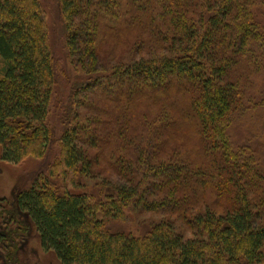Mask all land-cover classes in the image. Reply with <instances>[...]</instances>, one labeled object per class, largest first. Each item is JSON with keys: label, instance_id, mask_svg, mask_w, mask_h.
I'll list each match as a JSON object with an SVG mask.
<instances>
[{"label": "trees", "instance_id": "trees-1", "mask_svg": "<svg viewBox=\"0 0 264 264\" xmlns=\"http://www.w3.org/2000/svg\"><path fill=\"white\" fill-rule=\"evenodd\" d=\"M56 3L69 65L81 73L63 108L68 127L54 140L47 118L55 71L40 0H0V159H41L54 143L60 155L59 164L16 195L9 223L24 234L18 213L25 214L42 251L60 264H264V162L230 139L234 117L255 109L242 80L264 73V24L256 13L264 0ZM110 32L113 47L128 49L129 41L139 55L148 54L103 73L101 49ZM96 93L100 105L92 102L94 115L84 117L91 143L103 139L93 133H106L112 153L134 149L145 159L137 172L125 156L107 164L124 181L94 202L85 183L94 178L98 157H90L77 124H69L77 123V99ZM136 109L143 116L135 138L152 133L151 150L139 149L130 136ZM166 147L171 156L162 158ZM146 179L153 180L151 196ZM210 197L216 210L190 213V204ZM129 206L175 215L184 225L178 231L161 221L137 237L109 233L106 223L124 218ZM4 243L16 257L17 246L0 233V250Z\"/></svg>", "mask_w": 264, "mask_h": 264}, {"label": "rangeland", "instance_id": "rangeland-1", "mask_svg": "<svg viewBox=\"0 0 264 264\" xmlns=\"http://www.w3.org/2000/svg\"><path fill=\"white\" fill-rule=\"evenodd\" d=\"M56 1L57 0H40L45 13L47 36L55 71L53 98L47 118V124L53 131L54 140H57L61 136L63 130L68 127V125L64 127L62 123L61 118L63 108L66 107V102L69 99L70 88L73 85L75 76L79 78L77 75H80L81 73V69L79 67L71 69L69 65L72 61L68 55V48L64 38L63 22ZM259 6H263V8H258L256 13L260 22L264 24V5ZM108 34V36L107 34L105 36V42L101 49L102 63L105 67V71L103 73L109 75L111 70L115 69L114 66H117V64L127 65L130 62L139 60L148 54V51H145L143 54L139 55L138 51H136V46L134 47L133 43L129 41L128 44H130V47H128V49H126V46L120 47L119 44L113 47L111 45V40L114 35H112L111 32ZM242 82L248 85L247 90L252 93V98H254L253 107L255 109L251 110V108L248 107L245 113H241L237 117H234L233 124H231L230 127V139L234 145L250 147L255 155L264 162V73L260 72L256 77L253 75L246 77L242 80ZM96 96L97 93L94 96H80L77 99V104L81 105L77 106L76 110L73 109L74 114H78V119L76 120L77 123H74L72 118L69 124V129L76 127L74 124H77L79 136L82 137L84 150L89 152V155L93 160L96 156L98 157L94 162L92 170L94 178L88 181L86 180L85 183L86 192L89 196H91L94 202L101 200L100 198L103 195L112 196L114 194L113 187L116 186L115 184L119 182L121 184V182L124 181V179H121L111 173L112 169H110L107 164L111 165L113 159L121 160V158L125 156L124 162L129 160L131 167L136 168L137 172L140 168L138 162H143L145 159L140 156L137 157L136 151L134 149H130L128 146L124 147V150L130 149L128 152L119 150L118 155L120 156L112 153L110 149L112 148V142L107 141L108 138L106 133H93L97 137H101L103 139L101 143H91V140L84 131L86 126L84 117L87 115H94L93 113L95 112L91 111L92 102L96 105H100V100H98ZM104 106L106 108L114 107L109 103L104 104L103 107ZM151 113L153 114L152 110L149 114ZM142 116L143 112L140 109H136V111H133L131 114V117L133 118V126H131L130 136L132 139H135L134 145L139 147V149L142 150L146 147L151 150L156 146V144L153 145L152 139L155 136H153L152 133H145L143 134L145 136L135 138L136 132L142 127ZM149 121L150 124L153 123L152 115ZM89 128H92L90 124ZM188 149L190 151L194 150L195 145H188ZM149 150H146V155L150 153L148 152ZM169 155L171 156V154H169V148L166 147V150L161 157L166 158ZM59 162L60 155L58 146L55 143L52 144L44 157L41 159L28 157L19 164L7 163L0 159V233L4 234L7 239L10 238L17 246L16 257H13L9 255L12 250L7 251L6 248L8 245L7 243H4V247L0 250V264H60L52 253H45L42 251L37 234L25 214L18 213L20 226L23 227L22 229H26L24 234L21 230L16 229V224L9 223V218L6 215L9 212L13 213L16 195L29 188L38 177L48 173L49 168L55 163L59 164ZM140 175H142L141 171L137 175V180ZM146 180L144 185L146 190H148L147 195L151 196L155 194L154 189L150 188L153 184V180ZM53 182L58 185V188L63 187V182L60 179L55 178ZM71 191H73L72 188ZM158 197L159 194L156 198ZM155 199L152 197L148 198L149 201H153ZM208 199L205 198L202 201H197L195 202L197 204L194 206L193 204H190L188 206V210L190 213L191 211H196L197 213L202 212V210L207 206L212 207L214 200L211 197ZM203 201H205V203H203ZM212 208L216 210L215 206ZM124 213V218L120 220L108 221L106 223L105 229L109 233L131 234L137 237L143 235L152 225L158 224L161 221L174 222L173 227L178 231H181L179 227L184 225L183 221L175 218V215L146 212L134 206H129ZM171 219L176 220L172 221ZM182 232L188 236V232L184 230ZM11 233H13V235H11Z\"/></svg>", "mask_w": 264, "mask_h": 264}]
</instances>
